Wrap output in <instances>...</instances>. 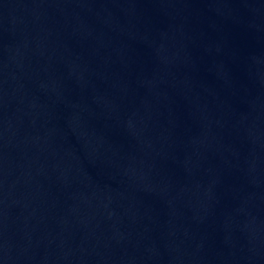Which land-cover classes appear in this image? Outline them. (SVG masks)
Here are the masks:
<instances>
[{
    "label": "water",
    "instance_id": "95a60500",
    "mask_svg": "<svg viewBox=\"0 0 264 264\" xmlns=\"http://www.w3.org/2000/svg\"><path fill=\"white\" fill-rule=\"evenodd\" d=\"M0 264H264V0H0Z\"/></svg>",
    "mask_w": 264,
    "mask_h": 264
}]
</instances>
